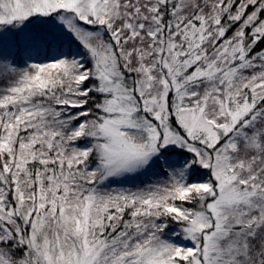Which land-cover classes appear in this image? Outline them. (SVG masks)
<instances>
[{
    "label": "snow or ice",
    "instance_id": "snow-or-ice-1",
    "mask_svg": "<svg viewBox=\"0 0 264 264\" xmlns=\"http://www.w3.org/2000/svg\"><path fill=\"white\" fill-rule=\"evenodd\" d=\"M0 264H264V0H0Z\"/></svg>",
    "mask_w": 264,
    "mask_h": 264
}]
</instances>
